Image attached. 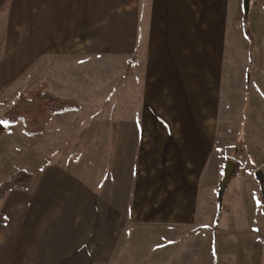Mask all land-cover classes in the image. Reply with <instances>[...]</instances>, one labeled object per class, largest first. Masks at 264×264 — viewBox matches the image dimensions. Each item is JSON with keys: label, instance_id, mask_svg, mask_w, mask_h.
<instances>
[{"label": "crops", "instance_id": "1", "mask_svg": "<svg viewBox=\"0 0 264 264\" xmlns=\"http://www.w3.org/2000/svg\"><path fill=\"white\" fill-rule=\"evenodd\" d=\"M231 2H7L0 21V172L5 179L19 170L36 178L0 205V264H235L231 248L240 234L223 232L233 224L212 213L222 205L223 169L210 156L215 130L196 111L206 114V100L217 95L207 75L221 69ZM209 31L218 48L211 54ZM255 48L246 67L251 96L260 86ZM110 57H133L145 72L144 103L134 119L129 113L111 124L82 107L56 115L39 136L1 120L20 93L43 83L65 98L93 95ZM188 69L199 76L192 79L197 89ZM261 173L264 186V159ZM244 257L252 259L247 246Z\"/></svg>", "mask_w": 264, "mask_h": 264}, {"label": "rangeland", "instance_id": "2", "mask_svg": "<svg viewBox=\"0 0 264 264\" xmlns=\"http://www.w3.org/2000/svg\"><path fill=\"white\" fill-rule=\"evenodd\" d=\"M6 4L2 9L0 21L8 14ZM230 9L232 10L231 16L227 19L226 32L220 46L223 49L221 69L216 70V76L213 79L210 74L207 75V88L217 90L215 101L206 100V105H209L206 106V114L199 109L196 111L200 115L201 123L211 125L215 130L209 133V138L214 143L210 156L215 159L213 161L215 166L221 163L223 175L220 185L223 184L227 163L229 161L235 163L225 188L220 190L221 209L214 208L212 213L216 211L217 221L233 224V228L223 229V232L240 234L237 246L231 248V251H236L235 264H264V241L262 239L264 231V192L262 190L264 186L261 177L264 159V135L262 138L261 133L264 110L260 94L263 92L261 88H264V0H236L230 3ZM1 26L0 24V29ZM248 26L250 30H245ZM209 35H212V31H209L206 37V51L211 48V54L218 48L216 45L213 49ZM254 41H256V48L253 45ZM249 45L252 50L255 48L253 73L256 77L258 74L261 86L259 90L254 89V96L249 93L246 82ZM144 57L145 54L142 58ZM126 59L127 61L123 62L116 57H110V67L108 69L103 67L101 70V82L97 83V77L95 78L94 94L77 100L88 113L95 112L99 115L95 119H107L111 124H119L123 119H128L129 113L132 115L130 119H134L133 116L136 117L135 114L138 115L143 107L145 72L133 65V57ZM98 72L95 70V76ZM188 72L191 84L194 86L195 82L193 83L192 79L195 80V77L199 76L196 70L188 69ZM211 74L214 76L213 70ZM217 75L218 78H216ZM140 76L142 81H140ZM194 87L198 88L196 84ZM252 88H254L253 85ZM247 100L250 103L247 104ZM252 100L255 101L254 104L251 103ZM152 103L155 108H161L159 101L153 100ZM0 108L2 110L3 106ZM200 109L204 110L205 106L200 105ZM107 114L109 116H106ZM83 119L89 121L91 118L85 116ZM0 176L5 179L3 171L0 172ZM211 218L213 219V216ZM245 245L252 256V259L247 262L243 261L246 259L244 257ZM226 251L223 247V252Z\"/></svg>", "mask_w": 264, "mask_h": 264}, {"label": "trees", "instance_id": "3", "mask_svg": "<svg viewBox=\"0 0 264 264\" xmlns=\"http://www.w3.org/2000/svg\"><path fill=\"white\" fill-rule=\"evenodd\" d=\"M9 0H0V14ZM81 104L71 98L61 97L51 91L47 84H41L19 94L14 103L3 113V123L23 124L24 133L28 136L44 134L51 121L58 114L80 111ZM35 174L19 170L10 178L0 176V205L12 190H30L35 183Z\"/></svg>", "mask_w": 264, "mask_h": 264}, {"label": "water", "instance_id": "4", "mask_svg": "<svg viewBox=\"0 0 264 264\" xmlns=\"http://www.w3.org/2000/svg\"><path fill=\"white\" fill-rule=\"evenodd\" d=\"M246 1H248V0H246ZM234 164H235L234 161H229L227 163L226 171H225V175H224V179H223V184L221 185L220 190H223L225 188V186H226V184H227V182L229 180V177L231 175V172H232V169H233Z\"/></svg>", "mask_w": 264, "mask_h": 264}]
</instances>
